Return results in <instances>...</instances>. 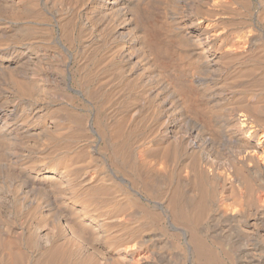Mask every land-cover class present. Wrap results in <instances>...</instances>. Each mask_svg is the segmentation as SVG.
I'll use <instances>...</instances> for the list:
<instances>
[{"label": "bare ground", "instance_id": "6f19581e", "mask_svg": "<svg viewBox=\"0 0 264 264\" xmlns=\"http://www.w3.org/2000/svg\"><path fill=\"white\" fill-rule=\"evenodd\" d=\"M263 81L264 0H0V264H264Z\"/></svg>", "mask_w": 264, "mask_h": 264}, {"label": "rangeland", "instance_id": "374dc122", "mask_svg": "<svg viewBox=\"0 0 264 264\" xmlns=\"http://www.w3.org/2000/svg\"><path fill=\"white\" fill-rule=\"evenodd\" d=\"M154 7V8H153ZM160 8V6H157V7H155V6H151V7H147V10H148V12H149V14H150V16H151V19L152 20H157L156 18H159V16H161V12L159 11V10H157V8ZM160 12V13H159ZM201 22V21H200ZM54 31L55 32H57V30L56 29H54ZM73 50V51H72ZM77 51V52H76ZM70 52L71 53H73V52H75V55H76V53H77V58L75 57V55L72 57V54H70V57L72 58V61H71V59H70V57H69V70H71L70 72H72V73H76L75 75L79 78V80H80V77H81V80L82 81H80L81 82V84H83L84 86H88V85H90V87L93 85L94 86V84H95V86H94V89H92L93 88V86H92V90H97L98 88H99V86H100V83L99 82H97V81H93L91 84H89L88 83V81H85L84 80V77H85V75H86V72H87V70H86V68H85V65L86 64H84V62H82V60H84V59H82L81 57H80V53H79V51H78V49L77 48H71V50H70ZM73 58H74V60L75 59H77V61L76 62H74V60H73ZM79 58V59H78ZM82 59V60H81ZM78 60H81V61H78ZM70 61H71V63H70ZM74 62V63H73ZM77 62H79L78 64H77ZM80 64H81V66H80ZM71 65V66H70ZM83 65V66H82ZM167 66H170V67H166L165 69H167V70H165L164 69V72L165 71H167L166 73H164V74H166L165 76H167L166 78L172 83H174V81H176V79H178V80H181V81H183L185 84L187 83L186 81L187 80H189V74L187 73L188 71H186V68L185 67H183L182 65H180L176 60H172V62H169L168 64H167ZM180 66V67H179ZM80 67L82 68V70L80 69ZM76 69H77V71H76ZM81 71H80V70ZM83 69L86 71H84V73H82V71H83ZM184 69V70H183ZM79 72V73H78ZM82 73V74H81ZM78 74V75H77ZM82 75V76H81ZM83 75H84V77H83ZM82 77H83V79H82ZM185 80V81H184ZM83 82V83H82ZM97 82V83H96ZM264 82V81H263ZM261 83L260 84V86H258V87H262V86H264V83ZM98 83H99V85H98ZM88 84V85H87ZM76 87V86H75ZM102 90V88H100V94H101V91ZM103 97V96H102ZM73 98V101H74V104L76 105V106H78L77 108L79 109L80 107V109L79 110H81V112H83L84 111V113H86V116L83 118L84 120H88V121H90V119H92V117H93V110H92V108L91 107H89V110H88V105H87V103H85V101H83L84 99L83 98H81V96H76V99H75V96L74 97H72ZM106 99V98H105ZM102 100V101H99V103L101 104V105H103V103H101V102H105V106L108 108V111H109V113H110V115L113 113V110H114V106L112 107V100H110V101H107V103H106V100ZM99 104V105H100ZM86 105V106H85ZM111 105V106H110ZM80 106V107H79ZM83 107V108H82ZM84 107H86V108H84ZM103 108H105V107H103ZM85 109V110H84ZM90 111V112H89ZM88 114V115H87ZM87 117V118H86ZM89 118V119H88ZM242 120V119H241ZM89 135H88V134ZM86 136H89V137H86V140H88V141H92L93 139H94V135L91 133V132H86ZM88 138V139H87ZM92 138V139H91ZM258 144H259V146H260V149H261V153H260V160H262V161H264V129L258 134ZM140 144H142V145H140ZM141 146V147H140ZM146 146H147V143H145V142H142V141H138V142H135V143H133V147L134 148H137V147H139V148H144L145 150H149V149H146ZM146 152V151H145ZM144 152V154H146L147 156H146V161L147 162H151V163H153L154 161L156 162V160H158V158H155L156 156L155 155H153V154H157V153H155L154 151L152 152V150L151 151H148V153L146 152L145 153ZM153 153V154H152ZM155 156V157H154ZM158 157H159V155H157ZM149 157V161L147 160V158ZM77 158V160H75ZM154 158V159H153ZM84 158H81V156L80 157H75L74 159H72L71 161H72V163L71 164H73V165H70V167H71V169L72 170H76L75 168H77V167H80V166H82L83 164H82V161L84 162V160H83ZM152 159L154 160V161H152ZM82 160V161H81ZM159 160L161 161L162 159H160L159 158ZM157 161V162H160V161ZM75 162H77V163H75ZM75 163V164H74ZM80 163H81V165H80ZM161 163H163V161H161ZM77 164V165H76ZM79 164V165H78ZM160 164V163H159ZM73 166V167H72ZM160 227H162V224H160ZM179 240V239H178ZM177 239H176V242L178 243V245H181L182 243H181V241L179 240L178 241ZM28 256V258H29V260H28V258L25 256V259H24V261H23V264H32V263H36L37 262V257H36V261H35V255H27ZM34 256V257H33ZM35 262H34V261ZM29 261V262H28ZM37 264V263H36Z\"/></svg>", "mask_w": 264, "mask_h": 264}]
</instances>
